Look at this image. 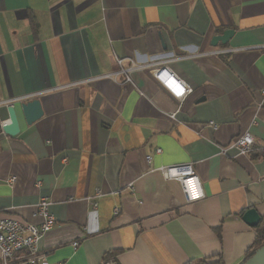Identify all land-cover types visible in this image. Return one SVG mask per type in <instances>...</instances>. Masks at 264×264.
<instances>
[{
	"label": "crops",
	"instance_id": "crops-1",
	"mask_svg": "<svg viewBox=\"0 0 264 264\" xmlns=\"http://www.w3.org/2000/svg\"><path fill=\"white\" fill-rule=\"evenodd\" d=\"M115 56H169L192 91L176 98L153 67L126 82ZM263 91L264 0H0V125L14 104L21 128L0 132V211L39 223L51 201L50 264H241L257 237L243 215L264 214ZM33 94L51 109L28 124ZM244 132L250 154L228 147ZM187 163L193 201L161 172Z\"/></svg>",
	"mask_w": 264,
	"mask_h": 264
},
{
	"label": "built area",
	"instance_id": "built-area-1",
	"mask_svg": "<svg viewBox=\"0 0 264 264\" xmlns=\"http://www.w3.org/2000/svg\"><path fill=\"white\" fill-rule=\"evenodd\" d=\"M228 50L225 48L220 53H225ZM118 66L120 67L117 74H125L126 82H133L131 71L153 67V76L161 82L176 98L183 100L191 91L192 87L179 78L170 68L168 62L171 59L169 56L153 58L147 63H139L133 58H123L115 56ZM129 61L130 65L125 67L124 64ZM116 74V73H115ZM264 94V91H263ZM41 95L33 94L22 97L20 100H29L33 98H41ZM46 112L51 109L45 108ZM214 128L218 125L211 122ZM228 147L237 148L241 154H250L255 149V138L249 132H244L233 140ZM227 147H222V152L225 153ZM162 149L157 148L156 153H161ZM151 156H148L150 160ZM161 172L165 179H175L180 182L182 189L188 200H197L204 196V191L201 186L200 179L196 174L193 165L176 164L171 166H163ZM11 182L15 181V177L10 178ZM101 192L97 190L95 196L99 197ZM94 207L98 206L94 202ZM51 201L48 198H41L36 206V215L41 218L39 223L28 221L21 216L9 214L0 211V254L2 264H50L48 262V252L39 249V241L55 226L57 219L52 213ZM119 211L118 209L116 212ZM78 243H74L76 246ZM107 264H114L112 261H107Z\"/></svg>",
	"mask_w": 264,
	"mask_h": 264
},
{
	"label": "water",
	"instance_id": "water-1",
	"mask_svg": "<svg viewBox=\"0 0 264 264\" xmlns=\"http://www.w3.org/2000/svg\"><path fill=\"white\" fill-rule=\"evenodd\" d=\"M234 34L233 29L224 30L221 34H216L212 38V45L218 46L219 44L227 45ZM25 120L28 124H32L43 117L47 112L44 109V103L41 98H33L29 100H20ZM10 120L1 123V130L11 136H16L20 132V120L16 105L8 106ZM243 219L251 226L256 227L262 220V216L256 208L248 209ZM241 264H264V245L257 248L253 254Z\"/></svg>",
	"mask_w": 264,
	"mask_h": 264
},
{
	"label": "trees",
	"instance_id": "trees-1",
	"mask_svg": "<svg viewBox=\"0 0 264 264\" xmlns=\"http://www.w3.org/2000/svg\"><path fill=\"white\" fill-rule=\"evenodd\" d=\"M225 46V45H224ZM0 132H1V126H0ZM256 231H257V237L256 240L252 246V249H250V251L248 252V254L246 255V259H248L253 252L261 247L262 245H264V214L262 215V220L259 223V225H257L256 227ZM186 264H224L222 258L220 256H215L212 258H204V259H200V260H192Z\"/></svg>",
	"mask_w": 264,
	"mask_h": 264
}]
</instances>
